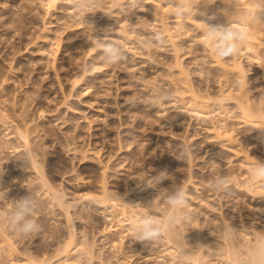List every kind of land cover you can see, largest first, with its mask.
Listing matches in <instances>:
<instances>
[{"label":"rangeland","instance_id":"1","mask_svg":"<svg viewBox=\"0 0 264 264\" xmlns=\"http://www.w3.org/2000/svg\"><path fill=\"white\" fill-rule=\"evenodd\" d=\"M98 1L81 22L73 13L71 0H58L57 9L50 13H46L43 0H0V105L11 112L24 110L27 119L36 120L38 128L32 131V144L50 179L70 197L99 191L104 177L110 193L129 192L132 199H138L142 209L136 206L139 217L147 209L163 216L165 190L182 185L189 193L187 211L192 219L179 231L189 235L191 249L202 251L203 264H238V257L234 259L238 250L247 249L246 245L254 244L264 234V181L250 177L255 163L246 157L264 163L259 128L233 102L213 117L182 108L189 99L187 83L172 66L180 61L189 83L200 94H217L222 89L239 88L238 76L216 61L230 63L236 57L246 71L243 82L248 98L264 106V22L251 23L252 32L257 34L250 40L254 50H247L244 44L237 55L222 59L212 54L211 44L197 24L199 14L187 18L175 16L172 10L164 14L156 0H144L143 9L130 11L126 0L123 10L115 7L114 16L104 18L95 7L100 3L107 6L109 1ZM95 17L100 19L90 21ZM163 19L178 37V53L163 32ZM122 21L128 26L125 30L131 42L121 34ZM106 26L113 27V39L126 49L127 60L119 66L103 63L94 46V37L103 36ZM152 32H162L166 42L144 49L141 41ZM85 65H92L91 71H83ZM156 87L171 91L175 99L154 107L151 101ZM214 125L230 131L233 139L217 138ZM9 132L11 128L0 123V141L7 142H1L5 148L2 145L0 157H5L4 165L8 166H4L5 179L13 183L12 200L30 194L38 199L37 219L42 229L24 239L7 230L19 253L11 254L2 247L4 252L10 251L6 255L0 248V264H18L25 260L21 252L26 255L28 250L37 257L54 254L69 228L65 215L44 195L45 189L28 166L22 147L13 152L20 142L6 137ZM183 144L195 147L194 158H179L177 150ZM163 170H167L169 179L149 187L146 181ZM217 173L234 178L235 196L209 190L208 182ZM4 200L0 198L1 217L12 206H6ZM147 203L150 207L145 208ZM99 205L84 200L74 210L78 242L87 239L95 245L87 259L84 251L77 250L73 258L77 264H118L117 255L122 253L129 264H176L173 255L177 254L171 253L166 237L149 247L136 242L130 233L133 221L123 220L119 208L112 211ZM194 219L205 236L204 246L196 240ZM226 222L234 234L231 241L235 249H230L225 240ZM121 239L122 253L114 246Z\"/></svg>","mask_w":264,"mask_h":264},{"label":"bare ground","instance_id":"2","mask_svg":"<svg viewBox=\"0 0 264 264\" xmlns=\"http://www.w3.org/2000/svg\"><path fill=\"white\" fill-rule=\"evenodd\" d=\"M57 1L58 0H43V5L46 9V13H50L51 11H55L57 9V7H56ZM108 1H109V3L107 6L102 5L100 3V4H97V6L95 7V9L97 8L98 10H101L102 16H104V18L105 17L111 18L112 16H114L113 15V13H114L113 9H116L115 7L123 10L124 4L126 3V0H108ZM157 1H159L158 3L160 6L158 5V7H160V9L159 8L158 9L160 10V12L162 11L164 14H166L171 10V8H172L171 2H173V0H156L155 2L157 3ZM160 1H165V3L163 2V4H161L162 2L160 3ZM97 2H99V1L97 0ZM233 4L235 5L236 10L233 7H231V5H233ZM241 5H243L244 9L241 7ZM262 5H264V0H223V2H221V0H216L215 4H213L207 8H205L204 5L201 4V5L197 6L198 7V14H199V12H206L207 14L203 17L200 16L201 19L198 20L197 24L199 27H201L203 29V31H204L203 33H205L206 28H205V25L203 24L202 20L211 24V25L227 26L228 23H230L238 31H244L247 34L245 46H246L247 50L252 51L254 49H252L253 44H251V41H253L252 37H254L255 33L252 32L251 23H248V24L241 23L240 17L245 12L256 11ZM222 10L227 11V12L224 13V11H222ZM94 11L95 10H93V13H94ZM73 13H75V11H73ZM95 13H96V11H95ZM98 13H99V11H98ZM262 14H264V13H262ZM225 15H231V18L224 17ZM102 16L100 14V17H102ZM209 17H214V18L209 19ZM96 18H99V17H95V19L91 18L90 21H92L94 23L96 21ZM106 20H105V22H107ZM90 21H87V22H90ZM92 22H90L89 24H93ZM83 23H85V22H83ZM108 24H106V25H108ZM106 27H108V26H106ZM106 27H105V29H106ZM126 27H128V26H127L126 22L124 21L122 23V28H123L122 32L123 33H121V34L123 36H125L129 41V38L131 35L129 36V32H127L125 30ZM162 27H163L162 29H163L164 34L169 38L171 43L175 46V51H176V53H178L179 52V48L177 45L178 37L173 32L174 30L170 26L168 20H166V19L162 20ZM46 29H47V26H45V30ZM259 35H261V34H259ZM262 40H264V36H263ZM129 42H131V41H129ZM216 61L218 62V65L222 69H224L227 72H231V73L238 76L240 86L237 89V91L236 90L234 91L232 88H230L227 90L222 89L221 92L217 93V94H211V93L200 94L197 91V89L191 83H189V81L187 79L186 69H185V67H183L182 63L179 61L172 67H175V69H177V71H179V73L182 75V77L185 76L183 78H184L185 82L187 83L186 92H188V98H189L188 102H186V103L184 102L185 104H182V105L180 104L182 106V108H185L188 111L195 112L198 115H205V116L213 117L217 113L221 114L225 110L224 106L228 102H233L236 104L237 107L240 108V110L242 111V114L245 116V118L247 120L254 121L257 124L258 128H264V111H260L259 114H257V110L264 109V106L261 104H259V105L254 104L248 98L249 97V96H247L248 92H247L246 88L244 89L245 83L243 82L244 81L243 77H244V74L246 71H245V68H244V65L242 64V62L239 61L236 57H234L230 63H225L219 59ZM4 81H5V79L3 80V82ZM4 104L6 105L5 102H4ZM215 105H217V107ZM7 109L8 108H5V106L2 107L0 105V123L3 126H5L6 129L11 128V132L7 133L6 134L7 136L6 135L5 136L9 137V138L15 137L20 142L18 144V146H14V148H13L14 151L13 150L12 151L18 152V151H20V150H18V148L22 147L21 148L22 152L24 154H26V156H27L26 158L28 160L27 161L28 166H30L32 171L36 173V177H37L36 179L39 180V184H41L42 187L45 189L44 195H46L49 199H51V201H53L58 206L61 213L63 215H65L67 222L69 224L68 233H67L66 237L64 238V240H62V242L59 243L57 248H55L54 254L47 256V257L44 255H43V257H40V256L37 257V256H34V254H31L32 251H30V253H28L29 250H28V252H26V250H25L26 255H25V253L23 254V252L20 251L21 255L24 256L25 260H20V262H18V264L19 263L20 264H56V262H58V261L59 262L57 264H77L76 260L73 258H74V255L79 248L81 251L87 252L88 254L91 253L92 249L94 248L95 245L90 243L87 239H85L83 242L79 243L78 237H77V231L75 228L74 210L77 211V209L80 206V202H83L84 200H87V201L93 202V203H98V205L100 204L99 206H103V208H106V210L112 209V211H113L114 209L119 208L120 213L123 214L125 217L123 220L134 221L136 219H139L138 213L136 212V210H137L136 206H139L138 209H141L140 205L138 203L139 201H137L138 199L137 200L132 199V196L129 192L116 193V194L110 193L104 177L101 179V182H100V185L98 188L99 191L98 190H97V192L96 191L95 192L86 191V192L78 193V195H75L73 197H70L64 189L58 187L50 179V177L48 176L47 172L44 169L43 161L40 157L39 151H37V149H36L37 147L32 144V137H31L32 131L36 130L38 128V123L36 122V120L34 118L30 119L31 117H29V119H27L25 114H24L25 113L24 110H22L21 112L18 113L17 109H13L12 112L8 111ZM214 131H215L216 137L219 139H227V140L233 139L232 133L228 130H223L221 126H215ZM259 132H260V136H261L260 137L261 143L264 147V132H262L260 129H259ZM0 139L2 140V138H0ZM4 141H0V149L4 147L3 144L7 143L6 141H5L6 143ZM1 142H3V144H2L3 147L1 145ZM3 149H1V150H3ZM88 149L86 150V152H88L91 148L89 150ZM3 151H1V152H3ZM17 152H15V153H17ZM5 156H6V154H5ZM246 157H247L248 161H250L251 163H255V164L257 163L256 161H252V159H250L249 155H246ZM4 158H2V156L0 157V171H2L4 169V173H3L2 177H0V186H2L3 189L7 190L6 199L4 200V202L6 201L5 202L6 206H8V205L10 206L11 205L10 201L13 198L12 195H14L13 194L14 192L11 189L12 188L11 185L13 183L10 184L9 179H8V181H7V179H5L7 176L6 175L7 173H6V170L4 167V166H6V165H4V162H5ZM7 160H9V156H8ZM6 162H9V161H6ZM6 167H8V166H6ZM9 167H10V164H9ZM31 182H33V181H31ZM16 184H17V182H16ZM61 195H63L65 198L64 203H72L75 205V207L69 211H65L64 203L58 202V200L56 199L57 197H59ZM0 198H2V197H0ZM133 204H135V205H133ZM143 210H144V208H143ZM147 210H144L145 212L144 211H141V212L146 213ZM128 213H130V215ZM1 214H2V212L0 210V217L2 216ZM112 214H113V212H112ZM193 222H194V227L197 231L196 240L201 246H204L206 244V239H205V236L202 235L200 232L201 226L196 219H194ZM5 229H6V227L4 228L3 225H0V248H1V250L6 247L7 249H5V251L6 250L11 251V252L10 251L4 252V250H2L6 255L9 252L11 254L14 252L19 253V248L15 246L14 241L10 237V234H8L6 232L7 229L6 230ZM181 231H182V228H181ZM184 235L185 234L178 231V235L176 237H172V236L166 237L167 240L169 241L170 245H171L170 248H172L171 249L172 251L170 250L171 253L177 254L178 249L181 247L189 248L192 252V255L188 258L189 261H191L193 264H203L202 251L200 252L197 250L195 252L194 250H192L190 243H189L190 242L189 235L186 234V236H185V240L189 245L186 244L185 241L183 240L182 237ZM231 235H234L233 232L231 231V226L228 222H226L225 223V240L227 242H229V246L231 245L229 247L230 249H235L237 246L236 247L233 246L234 240H233V242L231 241V237H233ZM261 238H264V234L259 235L257 240H259ZM257 240H256V242H257ZM122 244H123L122 239L120 241L114 243V246L118 247V250H121V253H122V248H121ZM248 245H246V248L248 247ZM250 245H251V243H250ZM201 248H203V247H201ZM10 253L8 255H10ZM15 255L20 256V254H17V253ZM175 256H177V255H173V257H175ZM236 257H237V255L234 257V259ZM126 258H127L126 255L123 253L121 255H117V263L118 264H129L128 261H126V263H125L124 260H126ZM12 262H13L12 264H14V261H12ZM16 262L17 261H15V264H16Z\"/></svg>","mask_w":264,"mask_h":264},{"label":"clouds","instance_id":"3","mask_svg":"<svg viewBox=\"0 0 264 264\" xmlns=\"http://www.w3.org/2000/svg\"><path fill=\"white\" fill-rule=\"evenodd\" d=\"M223 2V0H221ZM216 3V0H173L172 12L175 16L187 18L198 14V5H204L205 8ZM72 7L76 16L85 21L86 14L89 9L95 6V0H71ZM145 7L144 0H127V9L137 11ZM235 10V5H231ZM224 11V10H222ZM227 11H224V13ZM232 13V12H231ZM264 13V5L260 6L256 11L245 12L241 17V23H260L264 22L261 14ZM206 12H199L200 16H205ZM214 17H209L213 19ZM251 18V19H250ZM206 31L204 33L206 41L211 44L212 54L228 59L238 54L240 48L245 44L247 34L244 31H238L228 23L227 26L211 25L203 21ZM112 26L103 30V36H95V49L100 52V58L103 63L109 66H119L127 60L126 49L113 39ZM165 36L162 32H152L146 35L141 46L144 49H153L161 47L165 43ZM92 65H85L83 71H91ZM175 99L171 91H166L159 87L154 88L152 96V105L154 107H162L166 102H171ZM264 109L257 110V114ZM264 132V128H259ZM178 155L180 159H192L196 153L194 146L183 144L179 147ZM4 169L0 171L2 177ZM250 177L257 181H264V163L257 160V163L252 167ZM169 179L167 170L159 171L151 178V181H146L149 187H156L162 181ZM208 188L213 193L223 194L226 197L236 195L235 180L232 176L215 174L208 182ZM6 189L0 186V197L6 199ZM58 202L64 203L63 195L56 198ZM123 199V198H122ZM163 203L165 212L163 216L153 215L151 212H146L139 219L134 220L130 225V233L136 242L145 243L147 247L158 243L165 237H176L181 225L191 221L192 217L188 213L189 193L182 185H177L170 190H165L163 195ZM11 208L7 213L0 217V225L6 227L11 235L19 239H24L29 236L39 233L42 225L37 219V213L40 208V202L33 195H28L19 199L11 200ZM135 205V204H133ZM150 207L149 203L144 205ZM65 211H69L75 207L72 203H64ZM233 231H235L233 229ZM186 234L182 237L185 240ZM189 245V244H188ZM192 252L189 248L181 247L177 251L176 264H189V257ZM238 264H264V238L257 240L247 249H241L237 252ZM243 257V259H239ZM87 259V252L84 254Z\"/></svg>","mask_w":264,"mask_h":264}]
</instances>
